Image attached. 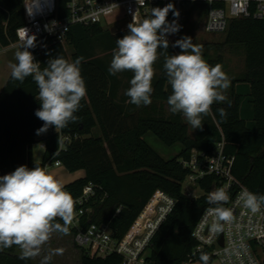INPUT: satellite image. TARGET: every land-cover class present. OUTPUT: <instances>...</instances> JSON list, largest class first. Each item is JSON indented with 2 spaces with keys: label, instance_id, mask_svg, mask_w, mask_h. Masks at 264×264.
<instances>
[{
  "label": "trees",
  "instance_id": "1",
  "mask_svg": "<svg viewBox=\"0 0 264 264\" xmlns=\"http://www.w3.org/2000/svg\"><path fill=\"white\" fill-rule=\"evenodd\" d=\"M25 0H0V48L16 43V30L23 25ZM67 0H57L60 15L65 14ZM129 30L110 33L101 26L72 27L64 44L43 38L31 48L41 65L50 58L62 56L68 61L83 57L80 69L87 95L76 113L78 120L64 129L50 127L45 134L36 135L43 121L35 116L40 107L38 87L31 76L23 82L9 75L0 91V176L26 165L33 168L31 148L44 146V168L58 161L68 174L82 173L64 188L75 200V211L82 210L79 227L105 226L113 240L120 242L156 192L173 200L172 212L162 222L148 248L150 264H192L200 262L193 231L203 212L209 207V193L221 188L218 180L205 177L197 183L196 199L187 198L181 184L188 170L182 162L192 150L210 155L220 143L223 151L233 157L232 176L248 191L264 194V19H236L225 31V44L242 48L245 69L240 78L231 82L228 103H214L212 113L203 117L202 129L191 138L182 114L169 111L167 98L171 94L163 55L154 68L158 73L152 80L154 89L148 106L137 107L124 95L119 96L121 81L110 75L108 68L94 58L96 47L113 52L116 40ZM66 47L72 49L69 57ZM168 53L176 54L169 45ZM215 65V64H214ZM213 65V66H214ZM128 82L133 76L125 71ZM219 108H225L227 118L221 119ZM97 129L98 136H92ZM153 135L164 147L180 146L177 156L165 160L145 141ZM67 138V142H62ZM63 149L59 151L60 145ZM91 186L92 194L78 204L84 188ZM57 222L63 221L57 218ZM75 229L70 227V234ZM18 246L0 252V264H34L32 259H20ZM201 263V262H200ZM80 264H121V257L92 256L81 250Z\"/></svg>",
  "mask_w": 264,
  "mask_h": 264
},
{
  "label": "clouds",
  "instance_id": "2",
  "mask_svg": "<svg viewBox=\"0 0 264 264\" xmlns=\"http://www.w3.org/2000/svg\"><path fill=\"white\" fill-rule=\"evenodd\" d=\"M38 0L26 5L28 14L34 12ZM169 12L177 19L168 21ZM180 13L173 3L164 7L151 8L150 16L137 19L128 25V33L116 40L112 59L108 67L110 75L125 71L133 73L130 87L125 95L129 102L137 107L152 103V80L155 76L154 65L161 55L163 68L171 94L167 98L169 111L182 114L185 121L194 130L202 129L203 117L212 113L214 103H228L226 91L231 80L220 64L210 65L202 54V47L192 43V38L184 36L174 43L180 52L168 53L170 35L180 31L178 23ZM21 50L15 53L17 63L11 65V77L23 82L31 76L38 87L40 107L35 116L43 121L36 135L45 134L50 127L56 130L66 128L69 123L78 120L76 113L81 109V100L87 95L85 81L80 65L83 57L68 61L62 56L50 58L47 65L35 60L29 49L36 47L35 35H29L26 28L18 30ZM221 119L227 118L225 108H219ZM229 201L224 188L209 193L208 203L215 205L206 209V214L215 217L213 228L222 230L220 222L235 219L233 211L223 205ZM238 203L256 214L264 206V194L245 190ZM75 215V200L52 174L38 164L33 168L26 165L17 167L13 172L0 176V252L12 246L20 249V259L35 258L42 247L50 240L54 232L70 234V226ZM57 218L63 224L57 222ZM55 249L45 256L41 264H50L53 254H62ZM210 257L201 251V264H209Z\"/></svg>",
  "mask_w": 264,
  "mask_h": 264
},
{
  "label": "built area",
  "instance_id": "3",
  "mask_svg": "<svg viewBox=\"0 0 264 264\" xmlns=\"http://www.w3.org/2000/svg\"><path fill=\"white\" fill-rule=\"evenodd\" d=\"M30 3L31 0L24 1L23 25L16 30V43L20 45L18 30L22 28H26L29 35H35V42L47 38L64 44L72 27L101 26L110 29L116 26L117 32L128 30L136 12L137 19L143 20L150 16L151 8H162L168 3H173L179 11L178 23L181 26L178 33L168 37L169 45L185 32L194 18L199 19L206 34L225 33L232 20L264 19V0H67L63 16L57 0H38L31 16L26 9ZM167 19L171 22L177 18L169 12ZM67 141V138L62 140ZM223 145L218 144L210 155L192 150L189 159L182 162L188 170L185 180L191 186L196 187L205 177L213 176L218 180L229 195V201L223 206L232 209L235 217L231 222H220L222 230L216 231L213 228L215 217L204 211L193 231V238L198 243L197 251L209 250L217 264H264V206L260 212L252 214L238 203L240 195L247 189L233 178L234 159L224 153ZM62 149L61 144L59 151ZM53 166L59 168L60 163L56 161ZM91 194V186L84 188L78 204ZM184 194L190 199L197 198L190 191ZM174 206L175 200L156 192L120 242L113 240L105 226L90 225L85 230L81 229L79 219L83 212L75 211L70 226L76 230L73 243L92 256L116 254L121 257V264H150L147 258L151 239ZM221 236L222 245L219 243Z\"/></svg>",
  "mask_w": 264,
  "mask_h": 264
},
{
  "label": "rangeland",
  "instance_id": "4",
  "mask_svg": "<svg viewBox=\"0 0 264 264\" xmlns=\"http://www.w3.org/2000/svg\"><path fill=\"white\" fill-rule=\"evenodd\" d=\"M116 26L110 27V29H105L110 33H117L115 30ZM191 37L192 43L202 47L203 58L210 64L216 65L220 64L222 66V70L228 75L231 82L237 78H240L244 73V53L242 48L233 47L225 44V33L223 34H206L201 29V22L198 18H194L190 25L187 27L185 32H183L180 37ZM177 39V40H178ZM175 42V41H174ZM173 42V43H174ZM171 46V44H170ZM175 49L176 54L180 52V49L177 47H173ZM21 50V45L14 43L7 48H0V83L4 79V75L6 71H11V65L17 63L15 59V53ZM29 51H31L29 49ZM66 52L70 57L72 54V49L70 47H66ZM94 58L100 61L106 68L109 67L110 61L112 59V52H105L102 49L96 47L94 49ZM158 71L155 69V76ZM117 78L121 81V89L119 91V96L122 97L125 95L126 90L130 87V83L125 75V72L118 73ZM154 76V77H155ZM229 90L226 91L227 97H229ZM183 122L187 125L188 134L191 138L194 137L196 129L194 130L190 125H188L185 121V118L182 115ZM99 131L94 129L92 131V136H98ZM144 141L163 159L168 160L171 159L179 153L180 146H174L172 148L164 147L153 135L148 134L144 137ZM39 144L36 143L31 148V154L35 157V161H39L38 158V150ZM32 156V158H33ZM48 170L52 172L56 170L54 168L53 163L47 165ZM72 176L68 179H72ZM62 182V179H61ZM183 192H193L196 195L200 194V191L189 184L187 180H185L181 184ZM55 249H62V254H53L50 264H80V256L81 249L77 248L73 243V235L68 234L64 235L62 233L54 232L51 235L50 240L42 247L41 253L35 258H31L34 264H41L43 258L49 255ZM17 253L20 254V249L17 250ZM192 264H201L198 261H195ZM211 264H217L216 262H212Z\"/></svg>",
  "mask_w": 264,
  "mask_h": 264
},
{
  "label": "crops",
  "instance_id": "5",
  "mask_svg": "<svg viewBox=\"0 0 264 264\" xmlns=\"http://www.w3.org/2000/svg\"><path fill=\"white\" fill-rule=\"evenodd\" d=\"M10 74H11V71H9V70L6 71V73L4 75L3 81L0 83V91H1L2 87L4 86L5 82L7 81V79H8V77H9ZM38 144H39L38 145L39 146V150H38V158H39V161H35V159H34L35 155L33 156L31 154V159H32L33 163H36V164H38V163L41 162L42 156H43V152H44V146L42 144H40V143H38ZM32 156H33V158H32ZM54 168H56V167H54ZM44 169H46L50 174H52L64 186L67 183H69V182L77 179L78 177H81L82 176V173L81 172H78V173H75V174H68L66 171H64L63 168H56V170H53L52 172H50L48 170V167L47 166H45ZM70 175L77 176V177H74V178L72 177V179H68L70 177ZM61 179H62V182H61Z\"/></svg>",
  "mask_w": 264,
  "mask_h": 264
},
{
  "label": "water",
  "instance_id": "6",
  "mask_svg": "<svg viewBox=\"0 0 264 264\" xmlns=\"http://www.w3.org/2000/svg\"><path fill=\"white\" fill-rule=\"evenodd\" d=\"M219 243H220V245H222V236H221V238H220V241H219Z\"/></svg>",
  "mask_w": 264,
  "mask_h": 264
}]
</instances>
